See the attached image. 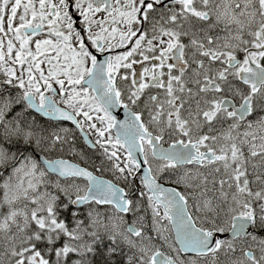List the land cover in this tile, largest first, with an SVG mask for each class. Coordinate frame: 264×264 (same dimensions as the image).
Segmentation results:
<instances>
[{"label": "snow or ice", "instance_id": "1", "mask_svg": "<svg viewBox=\"0 0 264 264\" xmlns=\"http://www.w3.org/2000/svg\"><path fill=\"white\" fill-rule=\"evenodd\" d=\"M0 264H264V0H0Z\"/></svg>", "mask_w": 264, "mask_h": 264}]
</instances>
